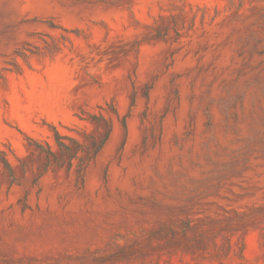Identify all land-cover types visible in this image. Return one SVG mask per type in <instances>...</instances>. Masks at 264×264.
<instances>
[{"label":"rangeland","instance_id":"1","mask_svg":"<svg viewBox=\"0 0 264 264\" xmlns=\"http://www.w3.org/2000/svg\"><path fill=\"white\" fill-rule=\"evenodd\" d=\"M1 157L0 264H264V0H0Z\"/></svg>","mask_w":264,"mask_h":264},{"label":"trees","instance_id":"2","mask_svg":"<svg viewBox=\"0 0 264 264\" xmlns=\"http://www.w3.org/2000/svg\"><path fill=\"white\" fill-rule=\"evenodd\" d=\"M114 110L113 112L118 115V111ZM86 120L93 124L95 132L84 130L81 133L82 137L79 138L63 134L57 127L52 126V143H43L27 136L28 145L44 155L47 168L74 170L77 177L84 181L85 164L98 156L109 141L114 128L112 118L106 116L103 112L92 113ZM123 124L125 125V121H123ZM0 160L3 166L9 172H12V165L9 160L6 157H1ZM183 237L188 238L185 232ZM229 245L232 246L231 242H229ZM244 250L245 243L243 241L241 243V256L244 255Z\"/></svg>","mask_w":264,"mask_h":264}]
</instances>
